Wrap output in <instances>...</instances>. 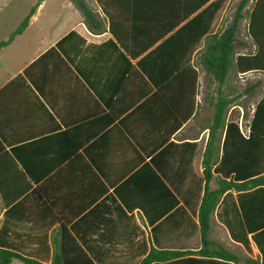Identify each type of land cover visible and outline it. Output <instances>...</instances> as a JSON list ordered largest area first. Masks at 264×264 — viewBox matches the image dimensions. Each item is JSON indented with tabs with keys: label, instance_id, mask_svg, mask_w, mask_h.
I'll use <instances>...</instances> for the list:
<instances>
[{
	"label": "crops",
	"instance_id": "0c3cea01",
	"mask_svg": "<svg viewBox=\"0 0 264 264\" xmlns=\"http://www.w3.org/2000/svg\"><path fill=\"white\" fill-rule=\"evenodd\" d=\"M21 1L0 0V42L38 2L21 6ZM85 1L102 28H91L71 0H43L27 29L0 50V155L10 152L17 163L0 161V183L13 199L7 202L0 192V248L51 263L60 248L63 221L61 204L52 201L66 195L67 228L96 264H140L153 249L199 250L203 160L211 124L203 121L205 111L214 113L218 84L198 62L208 36L233 19L228 13L234 0ZM243 25L247 28V22ZM165 44L158 51L166 58L154 68L156 80L170 70L173 55L197 65L200 73L197 109L184 124L158 94L162 82L147 77L153 91L140 99L145 83L138 75L127 81L134 67L141 70L142 57ZM237 44L247 51V35ZM248 45L250 52L257 51L250 34ZM232 69L223 91L237 99L231 78L240 85L239 79L245 82L247 75L261 72ZM180 86L168 89L173 99ZM239 97L246 98L247 92ZM239 108L236 119L247 136L245 111ZM67 132L79 139V147ZM216 177L209 183L212 190L218 188ZM44 185L56 195L52 201L40 192ZM98 189L102 196L75 214ZM242 193L223 194L210 236L252 264L262 259L258 245L251 240L247 248L231 231L240 220ZM197 258L196 264L224 263ZM10 264L25 263L14 259Z\"/></svg>",
	"mask_w": 264,
	"mask_h": 264
},
{
	"label": "trees",
	"instance_id": "16d2710c",
	"mask_svg": "<svg viewBox=\"0 0 264 264\" xmlns=\"http://www.w3.org/2000/svg\"><path fill=\"white\" fill-rule=\"evenodd\" d=\"M42 1L38 0L10 37L0 42V50L27 29ZM71 1L82 11L86 23L91 28L95 30L102 28V22L85 0ZM249 1H241L232 21L221 32L208 36L205 49L198 62L218 84L217 96L212 101L214 113L209 126L210 135L203 160L206 191L199 212L202 247L199 250L162 251L153 249L140 264H159L160 262L196 264L200 262L197 257L219 258L224 261L222 264H247V259L245 263L242 262L239 255L212 240L210 236L213 215L223 194L229 190L243 192L239 195L240 220L234 227L231 226L232 235L235 240L243 243L247 248H249L251 240L254 241L261 251L262 259L261 262L252 260V264H264V97L255 106L249 124V134L245 136L239 121L236 118H228L236 98L229 99L223 91V87L229 82L233 67L238 74L264 73V0H253L249 16V34L258 46L257 51L255 53L237 52V35L241 20L244 18V9ZM192 10L195 9L189 11V16ZM187 27L193 29L195 22H191ZM111 30L117 39L122 41V37L116 33L113 27ZM164 47L166 44L142 57L139 61L141 70L134 67L127 81H131L138 75L145 83L146 88L140 90V99L153 91V86L147 77L157 83L162 82L158 94L179 119L180 124H184L192 118L197 109L199 69L197 65L185 64L173 55L170 57V70L161 79L162 81L156 80L154 68L158 69L166 58L158 54V51ZM132 58L139 57L132 56ZM175 83H181L182 86L176 94V99H173L168 89ZM224 131L226 133L222 142ZM67 134L79 147V139L73 133L67 132ZM5 159L15 161L10 152L0 155V161ZM15 164H17L16 161ZM215 175H218L216 177L218 188L212 190L209 183L215 178ZM26 187L29 190L32 184L28 181ZM39 190L49 201H52V197L56 196L50 195L45 185L41 186ZM0 192L7 202L13 200L8 197L9 194L4 183H0ZM103 193V190L98 189L95 195H90L88 202L77 208V211L74 210L75 214L79 213L78 210L88 207L89 203L97 201ZM68 200L66 195H61L52 201V203L61 204V219L63 221L60 231V248L51 263H43L19 252L0 248V264H10L14 259H20L25 264H96L67 228L68 221L65 218V211L70 204Z\"/></svg>",
	"mask_w": 264,
	"mask_h": 264
},
{
	"label": "rangeland",
	"instance_id": "374dc122",
	"mask_svg": "<svg viewBox=\"0 0 264 264\" xmlns=\"http://www.w3.org/2000/svg\"><path fill=\"white\" fill-rule=\"evenodd\" d=\"M27 0H22L21 4L19 5H25ZM253 1L250 0L246 11H244V18L241 20L240 23V29L239 33L237 35V38L240 42H242L246 35H247V51L242 47V45L238 44L237 52H250L251 49L248 47L249 42V31H248V24H249V16L251 11V5ZM239 5V0H234L232 2L231 8H230V14L228 13V19L231 20L230 16L234 15L237 7ZM232 21V20H231ZM230 21V22H231ZM247 22V28H244V23ZM233 70V69H232ZM232 72V71H231ZM241 84L238 85L233 82V79L231 78L232 85L234 87V95L237 97L236 105L237 107L232 110L231 116L232 118H237L239 113H241V110L239 106H242L245 111V119L246 123L245 126H247V129L249 128L250 120L252 118L253 109L255 107L256 102L259 100V98L264 94V73H254L247 75V80L243 82V80L239 79ZM247 89V91H246ZM262 91V92H261ZM244 92H247V97H239V95H243ZM213 115V109L210 108L209 111H205V117L206 119L203 121V123H209L211 122V118ZM241 119V118H240ZM241 121V120H239Z\"/></svg>",
	"mask_w": 264,
	"mask_h": 264
},
{
	"label": "built area",
	"instance_id": "2783aa9c",
	"mask_svg": "<svg viewBox=\"0 0 264 264\" xmlns=\"http://www.w3.org/2000/svg\"><path fill=\"white\" fill-rule=\"evenodd\" d=\"M253 1V0H252ZM241 128L243 129V126L241 125ZM249 134V128L247 129V135Z\"/></svg>",
	"mask_w": 264,
	"mask_h": 264
}]
</instances>
